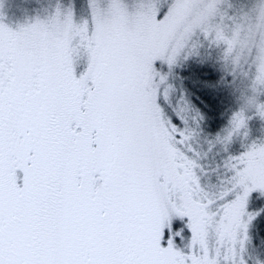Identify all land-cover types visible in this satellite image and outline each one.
<instances>
[{"label":"snow or ice","instance_id":"1","mask_svg":"<svg viewBox=\"0 0 264 264\" xmlns=\"http://www.w3.org/2000/svg\"><path fill=\"white\" fill-rule=\"evenodd\" d=\"M7 3L0 264H264V0Z\"/></svg>","mask_w":264,"mask_h":264},{"label":"rangeland","instance_id":"2","mask_svg":"<svg viewBox=\"0 0 264 264\" xmlns=\"http://www.w3.org/2000/svg\"><path fill=\"white\" fill-rule=\"evenodd\" d=\"M233 4V11L240 12L251 7L253 0H231ZM31 7L28 0H8L7 6L4 9L5 12V22L10 26H15L16 24L22 22L25 17L22 13V8ZM87 15V8L83 3V0H77V16L78 18L85 17ZM259 24V20L257 21ZM264 233L255 235L254 243L256 245L260 244V236ZM258 249L250 248L249 255L254 261L257 255Z\"/></svg>","mask_w":264,"mask_h":264}]
</instances>
